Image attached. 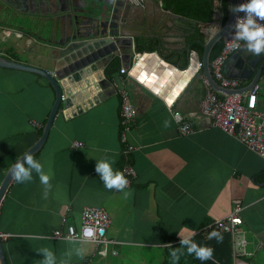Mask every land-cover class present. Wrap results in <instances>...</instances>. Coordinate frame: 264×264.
I'll return each mask as SVG.
<instances>
[{"label": "crops", "instance_id": "crops-1", "mask_svg": "<svg viewBox=\"0 0 264 264\" xmlns=\"http://www.w3.org/2000/svg\"><path fill=\"white\" fill-rule=\"evenodd\" d=\"M136 4L128 15L137 52L134 63L143 54L137 51L140 46L156 43L154 53L166 58L188 50L196 33L209 40L222 25L220 20L205 24L180 15L172 18L177 14L165 10L162 0ZM21 16L31 21L12 23L0 16V56L52 71L57 43L66 35L61 20L52 14ZM235 54L230 58L239 63ZM122 70L126 69L120 58L111 57L83 78L78 88H69V95L75 94L71 104L61 108L48 140L34 156L52 173L47 196L35 172L32 181L10 184L0 206V235H8L1 237L8 264H39L42 247L56 253L57 264L62 260L166 264L181 237L207 243L208 225L231 215L237 201L243 205L244 223L235 240L231 235V263L264 264V158L203 116L209 90L204 77L193 78L170 107L167 98L177 90L180 78L161 83L155 91ZM102 74L105 79L95 88ZM165 74L172 78L174 73ZM240 81L242 88L249 84ZM120 89L129 90L137 108L126 142ZM55 100L56 93L45 78L0 68V187L10 166L42 136ZM259 108L264 109V89ZM174 111L194 123V133H180ZM129 146L133 151L126 152ZM106 156L114 157V167L122 171L126 164L134 167L136 178L124 190L130 196L105 187L100 180L96 160ZM87 207H103L110 214L107 238L113 243L107 257L100 256L99 247L90 242L54 237L58 230L67 233L64 216L79 228ZM79 244L85 248L83 256L75 253ZM220 244L224 243L211 246L221 254L225 247Z\"/></svg>", "mask_w": 264, "mask_h": 264}, {"label": "water", "instance_id": "water-1", "mask_svg": "<svg viewBox=\"0 0 264 264\" xmlns=\"http://www.w3.org/2000/svg\"><path fill=\"white\" fill-rule=\"evenodd\" d=\"M226 1L228 4L226 21L205 43L203 57L201 58L198 53L191 54L188 69L182 71L163 59L158 52L143 53L134 63L137 52L134 45V34L129 31L132 23L128 19L129 13L137 5L133 0H0V16L6 21L13 23L16 20H22L28 23L31 18L21 15L52 14L61 20L66 34L57 43L58 53L52 56L55 60L52 71L0 56V68L39 75L51 84L56 93V100L43 134L28 151L35 156L43 148L61 108L71 104L70 98L75 94L69 95L70 87H67L68 82L65 83V80L89 67L100 69L101 64L114 56L120 58L123 67L130 71L134 78L155 91L159 90L161 83L165 84L173 78H180L181 82L177 90L167 98L170 107H173L176 98L195 77H204L215 91L223 93H242L253 89L264 76V61L263 57L248 58L242 50L243 47L235 54L236 58H239V63H236L234 58L228 59L224 71L230 78L249 81L246 87L236 90L226 89L215 80L212 73V52L219 42H226L229 39L232 27L239 15L235 8L241 0ZM140 4H144V1ZM171 16L175 19L181 18L178 15L172 14ZM200 63H202V68ZM165 71L168 74L174 73L173 77H166ZM198 71H201V74L198 75ZM104 79L105 76L102 74L94 87H99ZM13 180L8 170L0 187V206ZM0 262L8 264L1 238Z\"/></svg>", "mask_w": 264, "mask_h": 264}, {"label": "built area", "instance_id": "built-area-1", "mask_svg": "<svg viewBox=\"0 0 264 264\" xmlns=\"http://www.w3.org/2000/svg\"><path fill=\"white\" fill-rule=\"evenodd\" d=\"M136 3H141L144 0H133ZM244 0H241L243 3ZM222 6V3H221ZM243 12H239L238 16H243ZM237 22V19L235 23ZM234 23V25H235ZM232 27L229 39L224 42L221 53L212 62V73L215 80L226 89L241 88V81L230 78L225 74L224 67L231 55L236 53L241 47H238L233 42V33L236 31ZM194 53V52H193ZM192 53V54H193ZM202 68V63H200ZM126 73V70H122ZM130 76V71H128ZM206 85L208 92L204 98L202 106V114L205 118L212 121V125L232 135L246 147L256 152L259 156L264 158V109L259 108V96L262 91L261 80L250 91L242 93L228 94L215 91L207 80ZM121 96V123L124 127L122 139L127 140L126 130L137 116V108L133 102L131 94L128 89H120ZM65 99V98H64ZM174 118L178 124V130L182 135H187L195 132V125L187 119V117L180 111H174ZM134 147L129 146L126 152L133 151ZM124 174L128 177L130 187L136 178V172L132 165L126 164L123 168ZM243 205L240 201L235 203V207L231 215L228 217L216 220L208 225V234L216 230L220 235L230 234L236 238L243 225L244 220L241 216ZM111 217L108 211L103 207H87L84 209L81 218V225L77 228L68 222L66 216L63 217V225L67 228V233L64 234L62 230L54 233L55 238H65L68 240H75L80 242H90L96 247H99V255L107 257L109 255V245L113 241L107 238V231L111 225ZM91 229V234H89ZM8 238V235H0V238ZM235 243V242H234ZM242 245H246V241H242ZM236 246V244H235ZM237 252V251H236ZM117 255V251H113ZM246 255H253V253L245 252ZM76 264V263H72Z\"/></svg>", "mask_w": 264, "mask_h": 264}, {"label": "clouds", "instance_id": "clouds-1", "mask_svg": "<svg viewBox=\"0 0 264 264\" xmlns=\"http://www.w3.org/2000/svg\"><path fill=\"white\" fill-rule=\"evenodd\" d=\"M235 11L243 12L244 15L237 17V22L234 25L236 31L233 33V42L238 47H243L246 53H251L257 57L264 55V0H244L243 3L236 6ZM114 164L115 158L106 156L96 160L95 169L105 187L124 191L129 184L128 177L122 170L115 168ZM34 172L45 186V196H47L48 190L52 187L51 170H45L44 163L35 158L30 151H26L20 158L16 159L9 168L11 178L17 183L32 181ZM130 195V191H124L125 197ZM89 234H91V229H89ZM209 237L222 239L216 230L211 231ZM38 251L43 253V259L39 261V264H57L56 253L51 248L42 247ZM185 251L188 254H194L202 262L209 260L215 262V250L211 245L201 244L191 237H181L180 246L171 248L172 264H177ZM75 253L78 256L84 255L85 248L82 244L75 248ZM60 264H68V261L62 260Z\"/></svg>", "mask_w": 264, "mask_h": 264}, {"label": "trees", "instance_id": "trees-1", "mask_svg": "<svg viewBox=\"0 0 264 264\" xmlns=\"http://www.w3.org/2000/svg\"><path fill=\"white\" fill-rule=\"evenodd\" d=\"M162 2L165 10L200 23L210 24L220 20L221 24H223L227 19L228 4L226 0H162ZM208 38V36H202L200 33H196L192 38H190V46L188 50H184L181 53L171 54L163 59L175 65L180 70L185 71L190 65V55L192 52H197L201 58L203 57L205 50L204 46ZM156 46V43H153L150 46H140L137 48V51L139 53H153L156 50ZM223 46L224 41L219 42L215 46L212 52V62L219 56ZM194 239L197 242L206 245L218 246L219 242L224 243L220 244L221 247H223L222 245L225 247V249L221 251L222 255L219 252H214L215 262H218V264H232L231 258L233 257V246L231 235H223L222 239L219 240L212 237L210 240L206 241L207 243H204V240L202 241L197 237ZM179 246L180 244L176 247ZM224 254H226V256H223ZM215 262L213 260L202 262L196 258L194 254H188L185 251L184 254L181 255L177 264H215ZM166 264H172V260H168Z\"/></svg>", "mask_w": 264, "mask_h": 264}, {"label": "bare ground", "instance_id": "bare-ground-1", "mask_svg": "<svg viewBox=\"0 0 264 264\" xmlns=\"http://www.w3.org/2000/svg\"><path fill=\"white\" fill-rule=\"evenodd\" d=\"M97 69V67H89L81 72H77L76 74H73L72 76L68 77L66 80H65V83L68 82V86L67 87H70V88H78L77 87V84H81V81L83 80V78H86V76H88L89 74H91V72L94 71L95 73V70ZM78 82V83H77ZM72 83H74L75 86H71ZM81 90H84V89H81Z\"/></svg>", "mask_w": 264, "mask_h": 264}, {"label": "rangeland", "instance_id": "rangeland-1", "mask_svg": "<svg viewBox=\"0 0 264 264\" xmlns=\"http://www.w3.org/2000/svg\"><path fill=\"white\" fill-rule=\"evenodd\" d=\"M262 86L264 87V76L262 77ZM263 89H262V91H263Z\"/></svg>", "mask_w": 264, "mask_h": 264}, {"label": "flooded vegetation", "instance_id": "flooded-vegetation-1", "mask_svg": "<svg viewBox=\"0 0 264 264\" xmlns=\"http://www.w3.org/2000/svg\"><path fill=\"white\" fill-rule=\"evenodd\" d=\"M255 57H257V56H255ZM261 57H263V61H264V55H261L260 58H261ZM258 58H259V57H258Z\"/></svg>", "mask_w": 264, "mask_h": 264}]
</instances>
